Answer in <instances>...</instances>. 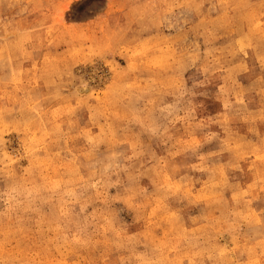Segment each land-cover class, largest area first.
I'll return each mask as SVG.
<instances>
[{"label":"rangeland","instance_id":"374dc122","mask_svg":"<svg viewBox=\"0 0 264 264\" xmlns=\"http://www.w3.org/2000/svg\"><path fill=\"white\" fill-rule=\"evenodd\" d=\"M0 264H264V0H0Z\"/></svg>","mask_w":264,"mask_h":264}]
</instances>
